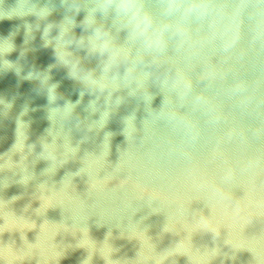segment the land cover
<instances>
[{"label": "water", "instance_id": "water-1", "mask_svg": "<svg viewBox=\"0 0 264 264\" xmlns=\"http://www.w3.org/2000/svg\"><path fill=\"white\" fill-rule=\"evenodd\" d=\"M136 3L0 0V264H264V0Z\"/></svg>", "mask_w": 264, "mask_h": 264}, {"label": "clouds", "instance_id": "clouds-1", "mask_svg": "<svg viewBox=\"0 0 264 264\" xmlns=\"http://www.w3.org/2000/svg\"><path fill=\"white\" fill-rule=\"evenodd\" d=\"M115 7V10L118 14L123 13L125 15H128L134 25V28L139 31L141 34L147 31L148 27L151 24L150 17L144 13L141 14L140 8L137 6L136 0H103V8H108L110 6ZM14 14L21 15L22 13H17L15 11L13 12H3L0 11V19L2 18H11ZM48 10L46 8L41 9L39 15L41 17L48 15ZM85 23L86 24H92L94 23V19L91 15H88L85 17ZM66 30V29H65ZM99 31V30H97ZM157 45L161 43L160 39L157 38L153 41ZM109 47L108 43L105 42L100 45V50L104 51ZM12 48V45L8 43V41H0V51H10ZM68 55V53H65L63 51L57 50V56L59 59L67 63V60H65V56ZM9 66H11L9 62ZM75 69V65H73V70ZM88 83L96 84V81L89 80ZM56 85H52L49 88V95L50 97L54 95ZM69 106H66L65 109H69ZM71 111V109L69 110Z\"/></svg>", "mask_w": 264, "mask_h": 264}]
</instances>
